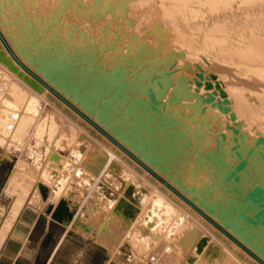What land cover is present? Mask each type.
<instances>
[{
  "label": "rangeland",
  "instance_id": "1",
  "mask_svg": "<svg viewBox=\"0 0 264 264\" xmlns=\"http://www.w3.org/2000/svg\"><path fill=\"white\" fill-rule=\"evenodd\" d=\"M139 3L144 7H138ZM146 11L152 18L144 16ZM161 19L162 12L149 0H0V33L10 49L24 67L62 98L41 83L44 89L37 92L15 76L7 63H0V153L5 157L4 163L12 168L10 176L14 166L22 162L28 173L41 175L42 180V176H48L45 169L43 172L44 155L54 149L68 158L67 164H72L73 170L80 167V171L87 174L84 165L77 164L80 158L72 157L80 153V138L71 143L65 139L61 142L62 148L51 144L61 128L66 136L71 134L52 102L48 101L49 92L72 111L80 126L86 124L87 129L90 127L107 145L122 153L123 158L131 159L142 174L139 182L156 180L157 186H163L168 194L171 193L170 197L178 199V206L182 205L180 208L174 205L176 208L173 206L170 211L157 208L155 213L161 212L157 216L162 222L155 227L167 230L161 235L149 230L144 220L137 218L134 222L120 218L121 212H115L111 219H121L117 230L124 228L126 232L123 249L155 251L157 264H193L194 257L189 259V255H184L177 243L183 229L197 225L196 222L199 225L201 219L210 229L213 227L229 239L235 251L264 264V215L263 220L259 219L254 222L255 227H251L248 214L253 207L248 205L247 198L249 186L264 185V132L260 125L249 124V119L239 114L236 99L227 87L226 59L217 58L215 62V52L190 47L185 40L174 41L177 34L170 32ZM252 76L244 68L234 77L252 83L254 90H245L242 98L258 107L264 99L262 101L258 95L260 86ZM148 103L155 105L148 106ZM76 110L95 125L88 123ZM10 114L20 118L11 122ZM8 122L13 127L7 125ZM99 129L113 136L259 259L217 229ZM43 132L50 133L48 138L46 134L43 137ZM223 144L227 145V154L218 152ZM104 147L107 148L106 145L95 148L102 151ZM36 152L43 154L38 158ZM239 155L245 162L235 172ZM87 156L85 160H89L90 155ZM66 180L49 179L45 194L30 192L25 197L22 188H9L6 181L0 189V253L23 213L30 217L40 213L51 218L46 210L64 192L70 216L63 221L69 227L76 212L81 213L87 187L78 181L80 185L74 188L78 201L69 200L70 187H66L69 184ZM185 209L193 216L184 213ZM86 213H82L83 218L97 225L98 217L92 218L87 213V218ZM171 224L176 228L169 226ZM168 228H172V232ZM89 235L104 243L109 241L97 234ZM219 249L221 253L216 256L212 251L200 256V262L241 264L235 251L228 250L225 245ZM117 250L119 253V248ZM1 264H7L5 258Z\"/></svg>",
  "mask_w": 264,
  "mask_h": 264
},
{
  "label": "bare ground",
  "instance_id": "2",
  "mask_svg": "<svg viewBox=\"0 0 264 264\" xmlns=\"http://www.w3.org/2000/svg\"><path fill=\"white\" fill-rule=\"evenodd\" d=\"M149 1L162 12V24L165 23L170 32H174L175 34H177L174 41L185 40L190 47H194L203 52H215V62L217 61V58L223 57L226 59V61L224 62V73L227 74V87L230 93L236 99L235 103L238 106L239 114L244 116V118L249 119L247 120L249 124L253 123L256 125H260L264 132V0ZM138 7L142 8L144 6L142 5V3H139ZM145 14L146 15L144 16H151L152 18V15L150 13L148 14L147 11ZM152 20L153 19H151L150 22H152ZM173 38L171 39L173 40ZM2 61H4V63H7L9 68L16 73L15 76L26 82L32 89L36 90L37 92L43 91L44 88L41 86L40 82L26 74L15 63V61H13L11 56L8 54V52L0 42V63ZM254 62H256V64ZM244 68L250 71V74L253 75L252 77H255L256 79L255 82H257V84L260 86V90L257 93L260 98H262L263 103L258 107H255L249 102L246 103V99L243 100L242 98V93L245 90H254L252 87V83H246L245 81L241 82V79L237 80V77H234L235 74L239 73V71ZM165 76L166 75L162 77L164 78ZM17 93L18 95H20V91L17 90ZM150 95V98L154 100V95L151 93ZM47 99L49 102H52L51 104L58 112L59 118L64 124H66L67 130L71 134L70 136H66L63 133L64 128H61L62 131L60 130V132L55 135V138L53 137L51 144L62 148L61 142L65 139L68 140V143H71L75 138H80V140L82 141L81 145L79 146L80 153L75 156L73 155L72 157L80 158L77 164L84 165V170L87 174H83V172L80 171V167L76 169L74 168L73 170V165L67 164L69 161L68 158H65L60 153L54 152V149V151L52 149H49L48 153H45L44 155L45 159L43 162V172L45 169V171L48 172V176H42L41 180V175H31V173L27 172L22 162H19L14 166V171L8 180V187L22 188L25 192V197L26 194L30 192H32V194L34 195L36 192L41 193L40 191H42V188L47 189V186L45 184L48 183L49 179H53L54 181L59 182L67 179L69 184L66 183V187H70V190L67 191H70V198H68L69 200L78 201L79 197H75L74 188L78 187L80 185L78 181H81V183H83V185L87 187V194L85 197L86 200L82 206L83 208L81 209V213L76 212L74 217H72L73 219L70 223V227L76 229L79 228L88 234H97L98 237H104L101 232L105 227L109 226L110 229H113L114 231L117 230V223H119L121 219H111L115 212H121L122 216L120 218L131 220L130 216L126 215L125 210L122 208L120 210H117V206L119 205L120 201L125 198L126 190L129 187H132L134 197L138 195L137 207L139 208L137 213L134 214V220L137 218L142 221L144 220L147 227H149V230L157 233L158 235L165 234L164 232H166L167 230L162 225V231L159 230V227H155L157 226V223L160 224L162 222L158 221L159 218L157 216V213H159L160 211H158L157 213H155V211L158 207H164L165 209L163 208V211H170L174 205L178 206V199H174L173 195L170 197L171 193L168 194L169 192H167L163 186H157L156 183L158 182L152 178L151 182L149 183L142 184L141 182H139L138 180L142 177V174L138 170L139 168H136L131 159L123 158L124 155H122V153H120L116 148H113V146L110 147L109 145H107V142H104L103 138L99 137L96 132H94L90 127V130H88L89 128L87 129L86 124H84L85 126H82L83 124H81L80 126V123L77 121L78 118H76L72 111L61 105L54 96L49 94V92H47ZM29 100L30 99H28L27 102L25 100V102L28 104ZM33 103L35 104V101H33ZM60 105L64 108H60ZM152 105L155 104L148 103V106ZM248 109H253V111L249 110V112L247 111ZM10 115L11 119H13L11 122H15V119L20 118L19 116L17 117V114ZM27 119L28 118H26V120ZM11 122H8L7 125L13 127V125H11ZM29 124L31 123L29 122ZM18 125L20 126L21 123ZM15 130L16 128L13 130V132ZM91 132L93 133L91 134ZM43 133V137L46 134L45 137L48 138L50 133ZM19 139H21V135ZM11 141L13 143V140ZM92 145L93 150H91ZM105 145L107 146V148L104 147L102 151H99L95 148ZM222 151L223 153L226 152L227 154L226 144H223V147L218 152ZM36 153L39 158V154H41V152ZM87 155H90L89 160H85V157H88ZM244 162L245 159L243 157H240V155L239 157H236L235 172L243 167ZM111 163H115L116 166H119V171L111 170L109 168ZM88 174L91 175V177L88 178ZM71 175L74 177H72ZM132 176H134V178ZM249 187L250 189L247 191V198L249 199L248 205H252L253 207L251 212H249L248 214L250 215L249 222L253 223L250 224L251 227H255L254 222H257L259 219L263 220L264 185L254 184ZM64 190L66 189L64 188ZM65 194L67 195V193L64 192L63 195H59L57 197L55 203L51 206L50 216L57 209H64L67 213L65 217L70 216V213L66 209V200L68 199L66 198ZM22 200H20L19 202H22ZM91 202L93 203L91 204ZM180 205L178 206V208L182 207V205ZM175 206L174 208H176ZM179 211L181 212V209H179ZM83 212L89 213L92 218L97 216L99 219L98 224H92L91 221L84 219V214H82ZM187 212L188 211L186 210V212L184 213ZM104 214H106V216ZM187 214L192 215L189 214V212ZM172 219L175 220V217ZM195 220L197 221V219ZM198 221L199 225L196 222L197 225L192 226L191 224V226L189 225L188 227H186V229L183 230L184 233L181 234L177 243L183 251H190L191 254L189 256V259L191 257H194L193 260L195 259L193 264H205L202 260L200 262L199 257L207 253L208 251H212V253H214V255L216 256L217 254H219V252L221 253V249H219L221 245H225V247H227V249L230 251H235L234 247L229 242V239H227L224 235L219 234V232L214 230L213 227L210 229L209 225L206 224L205 221L201 219H199ZM173 224L169 226H171L172 228L174 227L173 229H175L176 227L175 225L172 226ZM172 228L171 230H173ZM164 229L166 231H163ZM171 230H169V232ZM105 238L109 240V237L105 236ZM117 251L118 250H116V252ZM235 253L237 259L241 262V264H258L257 262L250 260L245 254L240 253L237 250L235 251Z\"/></svg>",
  "mask_w": 264,
  "mask_h": 264
},
{
  "label": "crops",
  "instance_id": "3",
  "mask_svg": "<svg viewBox=\"0 0 264 264\" xmlns=\"http://www.w3.org/2000/svg\"><path fill=\"white\" fill-rule=\"evenodd\" d=\"M4 160L0 153V164ZM101 233L109 237L108 242H101L97 237L88 236L70 225L68 227L64 221L53 220L47 215L39 213L30 217L23 213L1 250L0 264L3 258L7 264H127L126 256L131 252L156 256L155 251L123 249L124 228L115 232L108 226ZM118 248L119 253H115ZM183 254L190 256L191 253L188 250Z\"/></svg>",
  "mask_w": 264,
  "mask_h": 264
},
{
  "label": "water",
  "instance_id": "4",
  "mask_svg": "<svg viewBox=\"0 0 264 264\" xmlns=\"http://www.w3.org/2000/svg\"><path fill=\"white\" fill-rule=\"evenodd\" d=\"M0 40L3 43L5 49L7 50V52L9 53V55L11 56V58L13 59V61L17 62L18 65L26 71V73H28L29 75H31L32 77H34L37 81H39L46 89H48L49 91H53L55 93V95L57 97H59L60 99L61 96L56 93L49 85H47L46 83H44L40 78H38L33 72H31L29 69H27L26 67H24V65L20 62V60L18 59V57L15 55V53L10 49L9 45L7 44V42L5 41L3 35L0 33ZM67 103V102H66ZM71 108L74 109V107L67 103ZM76 112L84 117L88 123L95 125L84 113H81L79 111L76 110ZM101 132H103L101 129H99ZM105 134V136L111 140L117 147H119L120 149H122L123 151H125V153L131 157L136 163H138L141 167H143L144 169H146L151 175H153L154 177H156L157 179H159L165 186H167L171 191H173V193H175L177 196H179L181 199H183L186 203H188L191 207H193V209H195L197 212H199L205 219H207L208 221H210L217 229H219L220 231H222L225 235H227L229 238H231L235 243H237L238 245H240V247L242 249H244L247 253H249L251 256H253L255 259H259L258 256L252 254L251 251H249L246 247H244L238 240H236L232 235H230L222 226H220L218 223L214 222L208 215H206L203 211H201V209H199L198 207H196V205H194V203H192L190 200H188L186 197L182 196L176 189H174L169 183H167L166 181H164L161 177H159L154 171H152L148 166H146L142 161L139 160L138 157H136L132 152H130L129 150H127L123 145H121L116 139L113 138V136H111L110 134H107L105 132H103ZM111 170H115V171H119L120 167L116 166L115 163H111L110 167ZM117 173V172H116ZM118 174V173H117ZM46 188H42V192L45 194L46 192ZM138 205V195H136L134 197L133 195V189L132 187H129L126 190L125 193V198L122 199L119 203V205L117 206V210H120L121 208L125 210L126 215L130 216L131 220H134L135 218V213H137V211L139 210V208L137 207ZM50 211H51V206L47 209L46 213L50 215ZM66 211L64 209H57L52 215L51 218L53 220L56 221H63L65 215H66Z\"/></svg>",
  "mask_w": 264,
  "mask_h": 264
},
{
  "label": "built area",
  "instance_id": "5",
  "mask_svg": "<svg viewBox=\"0 0 264 264\" xmlns=\"http://www.w3.org/2000/svg\"><path fill=\"white\" fill-rule=\"evenodd\" d=\"M127 264H157L156 256L148 253H130L126 256Z\"/></svg>",
  "mask_w": 264,
  "mask_h": 264
},
{
  "label": "trees",
  "instance_id": "6",
  "mask_svg": "<svg viewBox=\"0 0 264 264\" xmlns=\"http://www.w3.org/2000/svg\"><path fill=\"white\" fill-rule=\"evenodd\" d=\"M11 166L1 162L0 164V189L3 187V185L6 183L7 179L10 176L11 172Z\"/></svg>",
  "mask_w": 264,
  "mask_h": 264
}]
</instances>
